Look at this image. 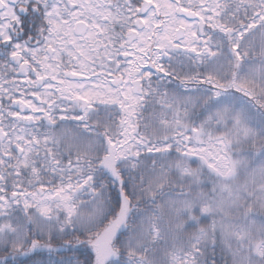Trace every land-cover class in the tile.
Masks as SVG:
<instances>
[{
	"label": "snow or ice",
	"instance_id": "snow-or-ice-1",
	"mask_svg": "<svg viewBox=\"0 0 264 264\" xmlns=\"http://www.w3.org/2000/svg\"><path fill=\"white\" fill-rule=\"evenodd\" d=\"M0 264H264V0H0Z\"/></svg>",
	"mask_w": 264,
	"mask_h": 264
}]
</instances>
